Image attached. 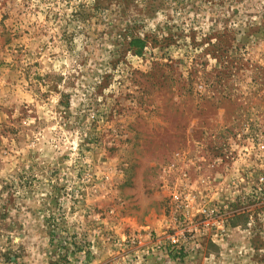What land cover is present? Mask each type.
<instances>
[{
	"label": "rangeland",
	"instance_id": "374dc122",
	"mask_svg": "<svg viewBox=\"0 0 264 264\" xmlns=\"http://www.w3.org/2000/svg\"><path fill=\"white\" fill-rule=\"evenodd\" d=\"M261 142L264 0H0V264H264Z\"/></svg>",
	"mask_w": 264,
	"mask_h": 264
},
{
	"label": "built area",
	"instance_id": "2783aa9c",
	"mask_svg": "<svg viewBox=\"0 0 264 264\" xmlns=\"http://www.w3.org/2000/svg\"><path fill=\"white\" fill-rule=\"evenodd\" d=\"M264 149V142H261L259 144V150ZM188 175L187 173H183L181 176L180 185L177 186L173 192L171 193L172 202L174 203V207L177 212H182V215L185 217V222H190L192 224V219L190 216V209L193 207L197 200V195L195 190L192 186L188 183ZM215 209L212 206H206L204 205L203 208H201V214L205 215L206 218H210V216L215 213ZM182 230L180 234H176L172 236L171 243L174 247L179 245L182 238H186V233L191 232L193 229V226H185L182 224Z\"/></svg>",
	"mask_w": 264,
	"mask_h": 264
},
{
	"label": "trees",
	"instance_id": "16d2710c",
	"mask_svg": "<svg viewBox=\"0 0 264 264\" xmlns=\"http://www.w3.org/2000/svg\"><path fill=\"white\" fill-rule=\"evenodd\" d=\"M134 47H138L139 50L143 49L145 46V43L142 40H135L133 43H131Z\"/></svg>",
	"mask_w": 264,
	"mask_h": 264
}]
</instances>
